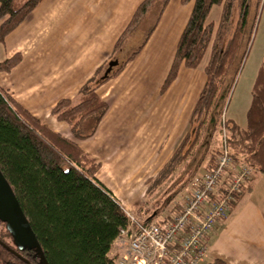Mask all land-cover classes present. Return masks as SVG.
Here are the masks:
<instances>
[{
    "label": "trees",
    "instance_id": "trees-1",
    "mask_svg": "<svg viewBox=\"0 0 264 264\" xmlns=\"http://www.w3.org/2000/svg\"><path fill=\"white\" fill-rule=\"evenodd\" d=\"M41 1L26 0L19 6L17 0H0V44ZM192 1L190 17L178 40L161 93L175 81L181 67L202 70L205 85L190 116L187 133L159 174L147 182L144 204L132 216L134 222L97 181L100 164L76 141L95 134L109 110L108 104L97 95V88L118 77L138 57L170 0H143L117 40L109 61L80 88L76 100L62 99L53 107L51 116L70 128L74 140L51 130L0 88V172L48 264H113L108 254L120 229L159 222L162 213L150 201L193 157L200 145L203 126L207 128L206 137L210 135L208 146L213 137L224 131L226 146L233 155L264 175V60L252 85L246 126L240 127L227 118L222 125V114L253 39L264 0H181V4ZM214 7L221 8L219 19L209 22ZM138 36V43L130 48ZM206 56L208 61L203 64ZM20 61L21 56L16 54L1 62L0 74L10 73ZM111 62L117 65L105 77ZM217 152L208 149L202 168L187 173L190 177L184 182L187 187L197 173L213 170ZM245 191L244 186L237 201ZM178 208V204H171L165 216L168 218ZM37 256L34 255L33 264H41ZM208 264L224 263L214 260Z\"/></svg>",
    "mask_w": 264,
    "mask_h": 264
},
{
    "label": "crops",
    "instance_id": "crops-1",
    "mask_svg": "<svg viewBox=\"0 0 264 264\" xmlns=\"http://www.w3.org/2000/svg\"><path fill=\"white\" fill-rule=\"evenodd\" d=\"M142 1L42 0L0 44V63L21 56L10 73L0 74V88L51 130L74 140L51 110L62 99L76 100L80 88L109 61ZM192 8L193 1L182 5L181 0H170L138 57L97 88L109 110L91 138L76 141L100 164L97 181L130 216L141 206L147 182L159 174L187 133L205 85L202 70L181 67L161 93ZM259 183L264 184V175L254 172L227 218L206 236L203 264H264V195Z\"/></svg>",
    "mask_w": 264,
    "mask_h": 264
},
{
    "label": "built area",
    "instance_id": "built-area-1",
    "mask_svg": "<svg viewBox=\"0 0 264 264\" xmlns=\"http://www.w3.org/2000/svg\"><path fill=\"white\" fill-rule=\"evenodd\" d=\"M225 120L223 118L222 125ZM225 140L226 137L221 140L213 170L197 173L188 184L179 211L168 218L161 215L159 222L120 229L112 245L113 264L205 262L206 236L227 218L231 206L237 202V195L254 173L233 155ZM130 220L134 222L132 216Z\"/></svg>",
    "mask_w": 264,
    "mask_h": 264
},
{
    "label": "rangeland",
    "instance_id": "rangeland-1",
    "mask_svg": "<svg viewBox=\"0 0 264 264\" xmlns=\"http://www.w3.org/2000/svg\"><path fill=\"white\" fill-rule=\"evenodd\" d=\"M26 0H17V4L20 6ZM221 8L214 7L208 21L217 22L219 19ZM139 37L130 43V48L138 43ZM1 48V46H0ZM264 60V4L259 17V22L253 35V39L249 46L245 60L242 63L240 71L236 77L232 92L230 94L225 113L222 114L223 118H233L239 125L245 127L246 112L251 102V89L255 80L256 74L261 63ZM208 61V56L203 60V64ZM224 110V109H223ZM210 131V129L208 130ZM207 132L206 126L200 129V145L196 147L193 157L188 159L185 165L175 173L169 182H166L161 188H159L156 194L153 196L150 203H153V207H158L157 211L162 213L163 216L168 214V210L171 204H180L183 196L186 194L188 187L185 185L190 177L187 175L188 172L196 170V168H202L206 163V154L208 149L218 150L220 147L221 140L226 137V133L222 132L218 136L213 137L214 139L208 146L209 136L205 135ZM210 134V132H208ZM206 137V138H204ZM206 139V141H205ZM187 179V180H186ZM257 187H261L262 195H264V184H257ZM172 197L171 201L169 199ZM144 200V199H143ZM264 203V198L262 200ZM142 204H144L142 202ZM141 204V205H142ZM152 207V208H153ZM151 208V209H152ZM109 257V254H108ZM110 258V257H109ZM111 259V258H110Z\"/></svg>",
    "mask_w": 264,
    "mask_h": 264
},
{
    "label": "water",
    "instance_id": "water-1",
    "mask_svg": "<svg viewBox=\"0 0 264 264\" xmlns=\"http://www.w3.org/2000/svg\"><path fill=\"white\" fill-rule=\"evenodd\" d=\"M116 62H111L104 76L106 77ZM0 219L6 223L8 232L13 236L18 245L33 248L43 264H48L41 247L26 219L20 205L2 173L0 172Z\"/></svg>",
    "mask_w": 264,
    "mask_h": 264
},
{
    "label": "flooded vegetation",
    "instance_id": "flooded-vegetation-1",
    "mask_svg": "<svg viewBox=\"0 0 264 264\" xmlns=\"http://www.w3.org/2000/svg\"><path fill=\"white\" fill-rule=\"evenodd\" d=\"M0 248L3 249V251H0V264H33L34 255H37L35 250L26 244L18 245L13 236L8 232L6 223L1 219ZM2 254L3 257H1ZM41 264H43L42 261Z\"/></svg>",
    "mask_w": 264,
    "mask_h": 264
}]
</instances>
